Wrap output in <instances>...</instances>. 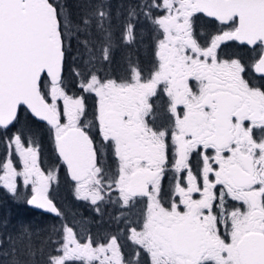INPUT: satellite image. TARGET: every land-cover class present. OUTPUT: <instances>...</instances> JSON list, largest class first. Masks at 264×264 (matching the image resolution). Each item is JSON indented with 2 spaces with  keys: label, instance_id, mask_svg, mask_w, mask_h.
Here are the masks:
<instances>
[{
  "label": "snow or ice",
  "instance_id": "snow-or-ice-1",
  "mask_svg": "<svg viewBox=\"0 0 264 264\" xmlns=\"http://www.w3.org/2000/svg\"><path fill=\"white\" fill-rule=\"evenodd\" d=\"M141 16L158 34L155 63L147 77L130 63L118 79L109 72L108 0H74L72 7L67 0H0V192L15 200L21 186L30 187L29 207L64 216L48 195L58 174L39 164L36 139L44 130L76 200L101 215L102 207L118 206L120 220L145 204L141 227L127 229L129 258L117 236L81 242L65 221L62 234L53 225L54 251L46 256L27 226L0 236V264H264V0H142L120 21L123 43L134 42ZM201 18L213 28L203 40ZM73 41L79 55L69 84ZM230 43L254 55L222 58ZM85 94L96 101L92 124ZM154 100L166 108V124L155 123ZM22 114L37 131L17 127ZM109 154L114 170L105 165ZM169 170L174 182L165 202Z\"/></svg>",
  "mask_w": 264,
  "mask_h": 264
},
{
  "label": "trees",
  "instance_id": "trees-1",
  "mask_svg": "<svg viewBox=\"0 0 264 264\" xmlns=\"http://www.w3.org/2000/svg\"><path fill=\"white\" fill-rule=\"evenodd\" d=\"M70 7L74 5V0H67ZM111 5V12L113 17L115 13L118 15L123 14L127 16V10L129 5H134L137 3H141L142 0H108ZM73 12H75V8L73 7ZM119 12V13H118ZM117 24V20L113 19V25ZM146 25V35L147 37L153 36L156 32L153 31L152 26L149 22H145L143 16H141L139 22H137L136 26L142 28ZM113 26V44H112V63L109 66V72L111 75L115 76V72L127 70L128 65L135 64L137 65L142 73L148 72L145 68V64H149L152 58L151 50L146 49L144 56L139 55L137 53L136 45H122L116 38V31ZM158 35V34H157ZM157 35L154 38H157ZM79 55L76 42L73 41L72 49L68 54V57L65 62L64 76L69 84L72 83V71L74 65V58ZM131 56H133L131 58ZM122 71V72H123ZM76 88L70 87L69 90H75ZM17 127L22 131L26 132L28 128H32L34 131H37L35 125L32 122L25 118V116L21 115V121L17 125ZM11 135V133H9ZM36 145L39 150V161L43 163L44 159L52 164L56 165V173L58 174L59 180L63 185H69L63 168L61 164L58 163L57 158L54 154L53 143L48 135V133L44 130H39L37 133ZM5 155V146L4 142H0V160H3ZM29 192H22L20 190V195L13 200L9 196L0 192V236L7 234L8 232H14L20 226H27L32 229L36 235L34 236V242L39 247L43 245L44 247V255L47 253L53 252L54 248L50 242H48L49 236H52L53 239H56L55 234L53 233V225L56 228L61 230V225H63V221L60 218H52L48 215H44L38 213L29 207H27L25 200L28 198ZM69 216H72V212H69ZM7 222V226L5 227V223ZM62 234V230H61ZM2 259V258H0ZM79 264V263H74Z\"/></svg>",
  "mask_w": 264,
  "mask_h": 264
},
{
  "label": "rangeland",
  "instance_id": "rangeland-1",
  "mask_svg": "<svg viewBox=\"0 0 264 264\" xmlns=\"http://www.w3.org/2000/svg\"><path fill=\"white\" fill-rule=\"evenodd\" d=\"M155 11V10H154ZM119 13V12H118ZM126 15L120 14L118 15L115 13V18L117 20V24L115 22L114 29L116 31L115 38L123 45H127L122 42L121 38V28H120V21L124 19ZM150 23V22H149ZM145 27H138L136 26L135 29V40L130 45L135 44L137 48V53L139 55L144 56V53L146 49L151 50V61L149 64H145V68L148 72H151L153 65L155 63V57H154V47L156 43V38H154L157 33L153 36L147 37L146 35V28ZM143 51V52H142ZM133 56H131L132 58ZM124 69V66H123ZM115 72L116 78L122 79L126 76L127 70ZM123 71V72H122ZM149 74V73H148ZM145 77L146 73H143ZM79 88H76L75 90H70V92L79 93ZM85 103L87 105V115L85 117L86 123L92 124L94 113H95V107H96V101L95 98L92 96H89L85 94L84 96ZM168 114V113H167ZM2 143V142H1ZM14 149V145H13ZM171 157L172 153L170 154L169 160V169L171 168ZM57 158V157H56ZM4 159V158H3ZM13 161L15 162V166L17 168L20 167L18 158L16 155L12 156ZM58 163L60 164V161L57 159ZM41 170L47 174L49 171H53L56 173V165L47 162L45 159L43 163L39 161ZM106 166H111L114 170V164L112 162V158L109 155L108 159L105 160ZM169 172H171L169 170ZM2 174V173H0ZM20 190L22 192H29L28 197L31 195L30 187L28 189H25L21 186ZM49 197L55 202L57 207L64 213V216L60 218L64 223L67 222L68 225H70L77 235V238L81 242H88L89 239H91L94 244H99L101 242H108L111 236H117L119 238V244L122 248V252L125 258H129L132 256V248L131 242L128 240V231L127 229L135 226L138 229L141 227L140 225V218H141V212L145 207L144 203H140L137 205L136 208L132 209L130 212L124 214V219L120 220L118 219L120 214V209L118 206L115 205H109L107 209H104L102 207V215L98 214L88 203L78 201L74 197L73 192V186L72 185H63L59 179L58 182H53L50 185L49 188ZM72 212V216H69V212ZM137 216V217H136ZM136 217V218H135ZM57 218V217H54ZM111 221V235H109L108 231V223ZM63 223V224H64ZM61 225V230H62ZM79 263V262H74ZM141 264H143V259Z\"/></svg>",
  "mask_w": 264,
  "mask_h": 264
},
{
  "label": "flooded vegetation",
  "instance_id": "flooded-vegetation-1",
  "mask_svg": "<svg viewBox=\"0 0 264 264\" xmlns=\"http://www.w3.org/2000/svg\"><path fill=\"white\" fill-rule=\"evenodd\" d=\"M206 19L207 18H201L197 22V25H196L197 32L201 35L202 40H203V38H206V34H208V33L213 31L212 26L209 25L208 23H206ZM253 55H254V53H252L245 46L233 45L231 43L229 45H227V46H222V49H221V57L222 58H224L226 56H239L245 62H247V61H249V59ZM153 102H154L155 109H156V120H155V123L157 124V126H160L162 124H166L167 123V119H168V114H167L166 108L164 107L163 103L160 100H154ZM170 154H171V152H169V157H170ZM60 164H61V162H60ZM191 165H192V170H193L194 174L199 175V171H200L199 158L194 156L192 158V160H191ZM62 168H63L64 174H65V178H66L68 184L73 186V182L69 181L68 177L66 176L65 168L63 166H62ZM172 177H173V173L168 171L166 173L165 177L163 178V181H162V200H164L165 202H167V200H168V193H169L170 188H171V186H172V184L174 182ZM58 179H59V177H58ZM108 231H109V235H111L110 234L111 233V221L108 223Z\"/></svg>",
  "mask_w": 264,
  "mask_h": 264
},
{
  "label": "water",
  "instance_id": "water-1",
  "mask_svg": "<svg viewBox=\"0 0 264 264\" xmlns=\"http://www.w3.org/2000/svg\"><path fill=\"white\" fill-rule=\"evenodd\" d=\"M54 153H55V155H56V157L58 158V156H57V154H56V152L54 151ZM59 160V159H58ZM70 181V180H69ZM72 182V181H71ZM27 205V204H26ZM28 206V205H27ZM29 207V206H28ZM30 209H32V210H34V211H37V212H39V213H42V214H45V215H49V216H51V217H55L53 214H50V213H47V212H44V211H42V210H40V209H36V208H33V207H29Z\"/></svg>",
  "mask_w": 264,
  "mask_h": 264
},
{
  "label": "bare ground",
  "instance_id": "bare-ground-1",
  "mask_svg": "<svg viewBox=\"0 0 264 264\" xmlns=\"http://www.w3.org/2000/svg\"><path fill=\"white\" fill-rule=\"evenodd\" d=\"M143 52V51H142Z\"/></svg>",
  "mask_w": 264,
  "mask_h": 264
}]
</instances>
